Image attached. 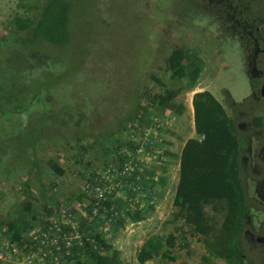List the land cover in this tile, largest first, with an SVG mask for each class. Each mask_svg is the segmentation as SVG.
Wrapping results in <instances>:
<instances>
[{"label":"rangeland","instance_id":"374dc122","mask_svg":"<svg viewBox=\"0 0 264 264\" xmlns=\"http://www.w3.org/2000/svg\"><path fill=\"white\" fill-rule=\"evenodd\" d=\"M44 1L0 0V38L15 33L16 15L34 17L38 11L31 5ZM240 4L242 0H77L71 9L70 44L41 39L42 43L36 40L33 48L28 47L31 51L19 49L13 53L3 44L1 55L11 57L8 63L12 67L25 70L27 63L46 67L41 58L46 57L53 58L59 68L52 103L46 96L36 97L39 88H44L45 72H35L39 78H28L30 73L9 69L20 88L26 78L36 87L26 94L31 107H24L18 114L0 109V222L16 219L23 204L30 203L39 217L25 239L37 235L40 218L70 225L78 231L73 233L75 238L79 237L80 226L84 228L94 219L88 209L97 199L98 188L110 185L113 192L108 200L130 201L129 185L117 177L116 156L104 155L102 145L113 146L120 135L125 141L136 140L130 121L137 107L149 102L150 107H161L152 103L154 94L185 85V80L173 78L167 70L166 58L173 49L186 47L196 51L204 62L196 86L179 93L177 102L184 106L182 112L154 108L152 131L158 144L147 151L144 139L137 151L138 160L146 161L156 171L155 180L166 178L165 185L156 183L148 199L140 203L144 207L154 204L155 208L140 222L124 217L123 225H115L107 218L98 230L121 251L127 264H140L137 253L148 237L171 232L177 235L176 260L155 257L147 264H209L203 258L206 249L200 235L185 227L187 238L183 239L179 232L183 220L175 219L173 204L182 148L188 138L197 136L193 96L208 89L231 116L237 111L238 126L253 134L242 155L241 173L246 196L258 210L252 231L244 235V246L255 263L264 264V97L258 89L264 75L259 70L261 76L253 79L256 66L264 69V58L256 52L244 27L246 20L241 19L250 13L248 5ZM250 21L254 32L263 19ZM254 59L258 60L256 65ZM20 61H24L23 66ZM17 88L13 84L8 90L16 92ZM63 90L68 91L64 98ZM66 105L70 107L61 110ZM255 116L262 118L259 127L253 124ZM120 121L129 126L127 130L118 127ZM35 132L40 136L33 139L30 136ZM121 150L125 153L129 149L122 145ZM50 160L64 169L62 175L55 174ZM108 162L114 168L111 173L104 167ZM46 205L53 212L49 217ZM105 217L101 212L100 218ZM50 244L46 241L33 251L25 250V244H11L5 229L0 230V264H62L51 263L47 256L41 259ZM213 264L223 261L216 259Z\"/></svg>","mask_w":264,"mask_h":264},{"label":"trees","instance_id":"16d2710c","mask_svg":"<svg viewBox=\"0 0 264 264\" xmlns=\"http://www.w3.org/2000/svg\"><path fill=\"white\" fill-rule=\"evenodd\" d=\"M74 1L77 0H45L42 5H31L38 11L34 17L29 15L14 17L15 33L0 38V109L18 114L24 111V107H31L26 94L36 87L33 82L28 83L26 78L23 79V88H20L18 81H15L9 69L22 71L23 74L30 73L28 78L31 76L39 78L35 72H40L41 75L45 72L44 88H39L40 95L36 97L46 96L47 101L52 103V96L55 95L54 85H57L55 73L59 68L53 58L41 57L46 67L27 63L26 69L21 70L8 63L11 61V57L7 54L1 55L4 53L1 46L7 45L13 53L19 49L31 51L28 47L32 46L33 48L34 41L41 39L57 45L70 44L69 26ZM166 64L172 77L179 81L185 80V85L177 89L165 87L164 93L154 94L151 98L152 103L161 107H150V102L148 105L137 107V112L130 121L133 123L131 126L135 127L133 129L134 136H137L136 140L125 141L123 135H120L115 139L113 146L102 145L104 155L116 156L118 162L116 168L119 171L117 169L115 171L119 172L117 177L121 176L119 179L123 184L129 185L127 190L130 194V201L127 199L108 200L113 192L112 189L105 192L103 197H97L88 209V214L94 219L88 221L84 228L81 225L79 237L71 239H65V234L78 232L77 230L68 224L51 221L49 218H40L41 226L37 235L34 238L28 236L25 239V234L36 226L35 221L39 216L37 210L32 208L30 203H24L23 209L16 219L0 222V230L5 229L11 244H19L17 246L20 247L25 244V250L33 251L34 248L36 249L42 243L49 241L51 244L45 247L48 261L57 255L62 264H127L121 251L98 230L99 224H104L108 220L115 225H123L124 217L134 222H140L148 217L149 210H154V204L144 207L140 203L148 199L147 197L153 192L156 183L165 185L166 178L161 176L155 180L156 171H153L146 161L138 160L137 151L144 142L145 132L148 129H153L154 108L182 112L184 106L177 102V97L182 89L191 90L196 86L204 66L203 59L198 53L186 47L173 49L166 58ZM21 65H24V61L21 62ZM154 78L161 82L159 77L155 76ZM13 84L18 87L16 92L8 90ZM61 87L66 88V86ZM62 94L61 96L64 98V96H68V91L63 90ZM66 101L65 99L63 103ZM192 101L197 136L188 138L182 148L179 180L173 201L176 210L175 219L183 220L184 225L179 227V232L185 241L187 238L185 227H188L194 235L201 236L206 249L203 258L209 264H213L216 259L222 260L223 264H257L245 249L244 235L249 230L252 231L258 207L246 196L241 173L242 155L248 147L247 141L252 138L253 134L244 132L238 126L239 113L236 111L235 115L231 116L226 107L210 90L196 92ZM54 107L48 110V114L53 111ZM61 107V110L66 111L70 106ZM124 121H120L117 125L127 130L129 126L124 125ZM253 124L256 127L261 126L262 118L255 116ZM31 134L30 137L33 139L40 136L39 132ZM75 136L80 139L78 134L75 133ZM157 144L156 132L152 131L144 142V146L147 151H150ZM122 145L128 147L129 150L123 153ZM128 163L133 164V170L125 171ZM48 164L54 169L55 174L62 175L64 173V169L55 161L50 160ZM110 165V162L104 164L106 172H113L114 168ZM101 180L104 178L102 177ZM89 185L90 182L87 183V187ZM46 208V216L49 217L53 212L49 205H46ZM101 212L106 215L104 219L100 218ZM56 227L59 229L57 230ZM52 229H55V234ZM44 233H47L48 238ZM176 239L177 235L174 232L168 235L160 233L151 235L144 241L137 253L139 263L147 264L155 257L176 260L177 257L174 254ZM58 245H60V249H57Z\"/></svg>","mask_w":264,"mask_h":264},{"label":"flooded vegetation","instance_id":"af4514ba","mask_svg":"<svg viewBox=\"0 0 264 264\" xmlns=\"http://www.w3.org/2000/svg\"><path fill=\"white\" fill-rule=\"evenodd\" d=\"M250 3L253 4V6H254L253 8L250 7ZM242 4L248 5L249 11H250V13H246L245 15H243V17H241L242 20H246V21H244V22H246V24H245V26L244 25L243 26L246 27L247 34L249 32V34L251 35V37L249 36V38L252 40L253 46L256 48V52L261 53L263 58H264V45L259 46V44L261 42H264V0H246V1L242 0ZM242 4H240L239 6H241ZM254 10H255V12H253ZM260 17L263 19V21H261L259 24H257L254 27V32H252L250 29V26L253 25V21L251 22L250 20L257 21L260 19ZM254 63L256 65L258 63V60L254 59ZM256 67H257V69H255V73L253 76L254 81H256V78H258V76H261V72L264 75V69H261L259 66H256ZM255 85H256V82H255ZM263 86H264V79L259 84V87H258L259 93L262 97H264ZM254 235H255V233H252V237H254ZM255 239L257 240L258 238H255Z\"/></svg>","mask_w":264,"mask_h":264},{"label":"built area","instance_id":"2783aa9c","mask_svg":"<svg viewBox=\"0 0 264 264\" xmlns=\"http://www.w3.org/2000/svg\"><path fill=\"white\" fill-rule=\"evenodd\" d=\"M151 132H152V130H151V129H148V130L145 132V135L143 136V139H147V138L149 137V135L151 134ZM129 169H132V170L134 169V166L132 165V163H128V164H127V168L125 169V171H126V170H129ZM110 188H111L110 185H106V186H105L104 188H102V189L98 188V189H97V190H98L97 197H98V198L103 197V195L105 194V192L111 190ZM95 212H96V210H95ZM56 228H57V230L59 229L58 227H56ZM52 231H53L54 234L56 233V232H55V229H52ZM64 234H65V233H64ZM44 235L46 236V238H48L47 233H44ZM64 238H65V239H71V238H73V233L65 234ZM53 242H55V241H53ZM67 245H68V244H67ZM57 249H60V245L57 246ZM46 256H47V254H46V252H44V254L41 255V259H42V260L45 259ZM1 257H2V253H0V258H1ZM31 261H32V259H31ZM50 262H51V263H59L58 256H57V255H54L53 259L50 258Z\"/></svg>","mask_w":264,"mask_h":264},{"label":"water","instance_id":"95a60500","mask_svg":"<svg viewBox=\"0 0 264 264\" xmlns=\"http://www.w3.org/2000/svg\"><path fill=\"white\" fill-rule=\"evenodd\" d=\"M263 94H264V86H263Z\"/></svg>","mask_w":264,"mask_h":264},{"label":"crops","instance_id":"0c3cea01","mask_svg":"<svg viewBox=\"0 0 264 264\" xmlns=\"http://www.w3.org/2000/svg\"><path fill=\"white\" fill-rule=\"evenodd\" d=\"M193 123H194V120H193ZM194 126H195V124H194Z\"/></svg>","mask_w":264,"mask_h":264},{"label":"bare ground","instance_id":"6f19581e","mask_svg":"<svg viewBox=\"0 0 264 264\" xmlns=\"http://www.w3.org/2000/svg\"><path fill=\"white\" fill-rule=\"evenodd\" d=\"M50 261V260H49Z\"/></svg>","mask_w":264,"mask_h":264}]
</instances>
